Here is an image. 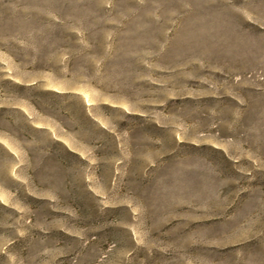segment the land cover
Segmentation results:
<instances>
[{"label":"rangeland","instance_id":"374dc122","mask_svg":"<svg viewBox=\"0 0 264 264\" xmlns=\"http://www.w3.org/2000/svg\"><path fill=\"white\" fill-rule=\"evenodd\" d=\"M0 264H264V0H0Z\"/></svg>","mask_w":264,"mask_h":264}]
</instances>
